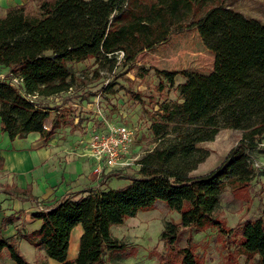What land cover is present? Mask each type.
I'll return each mask as SVG.
<instances>
[{
    "label": "trees",
    "instance_id": "trees-1",
    "mask_svg": "<svg viewBox=\"0 0 264 264\" xmlns=\"http://www.w3.org/2000/svg\"><path fill=\"white\" fill-rule=\"evenodd\" d=\"M124 1L126 9L121 7ZM36 2V13L19 3L0 14V65L7 66L11 77L20 78L23 88L0 78V129L10 139L32 131L43 140L52 135L57 122L44 128L47 108L30 96L67 89L72 79L69 62L115 58L118 50L129 54L134 47L163 38L170 24L195 26L213 53V65L208 73L163 71L170 82L176 73L185 77L177 84L181 100L161 104L151 117L155 145L139 158V175L119 187H88L83 195L68 194L35 207L33 216L41 223L31 231L18 229L14 236H3L2 228L14 216L4 217L0 257L6 248L16 264H32L17 246L21 237L62 264H105L106 251L124 247L111 226L162 201L180 220L164 222L159 239L166 251L156 252L159 262L204 264L192 245L177 242L184 230L215 227L222 235L229 234L232 243L219 264H236L239 256L247 264H264V198L258 202L259 216L244 218L234 227L216 212L226 185L235 198L248 201L250 181L257 173L264 174L252 164L254 152L264 151L256 146L264 137V23L229 7L225 0H150L144 15L127 7L128 0ZM220 127L239 129L241 137L218 167L188 176L209 155V149L198 143L213 139ZM25 190L30 185L13 189ZM77 223L82 226L79 248L68 260L69 235Z\"/></svg>",
    "mask_w": 264,
    "mask_h": 264
},
{
    "label": "rangeland",
    "instance_id": "rangeland-1",
    "mask_svg": "<svg viewBox=\"0 0 264 264\" xmlns=\"http://www.w3.org/2000/svg\"><path fill=\"white\" fill-rule=\"evenodd\" d=\"M126 2H123L122 8L126 9ZM149 2L150 0H128L127 7L132 6L135 11L140 10L144 15ZM225 3L245 16L264 23V0H225ZM26 5L28 11L37 12L36 0H31ZM2 13L3 10L0 9V14ZM187 24L188 22L179 26L170 24L163 38L134 47L129 54L118 50L115 58L108 56L69 62L72 79L67 89L47 96L33 97L40 106L47 108L45 124L49 127L51 122H58L60 130L79 125L81 132L86 133L94 108L99 104L104 114L114 122L125 123L135 129L133 148L147 150L154 146L155 139L149 128L151 117L161 104L181 100L177 84L185 79L182 74L176 73L170 82L163 71L208 73L212 69L213 53L205 47L195 26ZM0 74L11 79L5 65L0 66ZM12 83L23 91L20 80ZM240 134L239 129L220 127L212 140L199 142L201 146L212 144L215 156L212 155L213 159L210 160L211 165L207 170H191L187 175L205 174L206 171L218 167L231 144L239 140ZM81 148L77 147L78 153L84 155L85 150H80ZM254 157L261 162L260 168L264 171V151H255ZM137 167L132 164L127 170L111 171L108 177H116L115 180L107 179L108 181L95 185L89 184L70 195H83L88 187L103 189L122 186L129 182V177L139 175ZM248 194V201L235 198L230 186H225L216 212L225 219L227 226L234 227L244 218L259 216L258 202L264 198V174L257 173L250 181ZM177 218L176 211L169 210L164 202L156 201L152 208L138 210L122 223L114 224L112 233L123 240L124 247L106 251L105 264H164L156 256V252L166 251V245L159 239L160 230L166 220L176 221ZM227 237V243L222 242ZM186 244L192 245L204 264H219L226 250L232 247L229 234L222 235L215 227L203 231L184 230L177 245ZM236 264L247 263L243 256H239Z\"/></svg>",
    "mask_w": 264,
    "mask_h": 264
},
{
    "label": "crops",
    "instance_id": "crops-1",
    "mask_svg": "<svg viewBox=\"0 0 264 264\" xmlns=\"http://www.w3.org/2000/svg\"><path fill=\"white\" fill-rule=\"evenodd\" d=\"M30 1L0 0V9L4 10L11 5L26 4ZM75 126V128L69 127L68 130H60V124L57 122L52 135L46 140L41 139L36 131L29 132L21 138L10 139L8 134L0 129V157H2L0 223L4 217L11 214L14 216L13 220L2 228L3 236H14L18 229L31 231L37 228L41 219L33 216L36 204L56 202L68 194L79 191L82 187L99 183L91 174L90 159L78 153L77 147H81V144L77 142L84 136V132H81L79 125ZM230 133L233 134V132ZM237 141L231 144L220 163L227 157ZM202 145L209 149V155L193 169L194 171L207 170L211 165L212 155L215 156L212 152L214 149L212 144ZM108 176L106 180L112 178ZM115 179L116 177L111 180ZM27 185H30V190L22 193L13 191L16 187L25 188ZM178 217L176 222L180 220L179 214ZM81 233L82 226L77 223L69 235L66 259L73 260L76 257ZM16 243L21 253L32 264H62L61 261L47 256L42 248L33 246L24 238L18 237ZM0 263L16 264L9 257L6 248L2 250ZM68 264H75V262Z\"/></svg>",
    "mask_w": 264,
    "mask_h": 264
},
{
    "label": "built area",
    "instance_id": "built-area-1",
    "mask_svg": "<svg viewBox=\"0 0 264 264\" xmlns=\"http://www.w3.org/2000/svg\"><path fill=\"white\" fill-rule=\"evenodd\" d=\"M0 78H4L0 74ZM12 81L20 80L13 76ZM36 94H32V98ZM94 117V118H93ZM91 121L86 133L80 139L81 149L91 161V174L97 178L98 182L106 180L111 171L124 169L135 164L140 166L139 158L148 150L133 148L135 144L136 131L133 127L125 123L114 122L107 114H104L102 108L97 104L94 113L91 115ZM44 128H48L46 124ZM257 148H264V137L257 141ZM252 164L255 169L261 167V162L253 157ZM138 166V167H139ZM137 167V168H138ZM42 203L36 204V208H43Z\"/></svg>",
    "mask_w": 264,
    "mask_h": 264
}]
</instances>
